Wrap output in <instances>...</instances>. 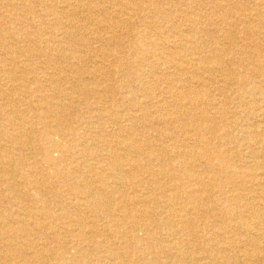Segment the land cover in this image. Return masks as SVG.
<instances>
[{
	"label": "bare ground",
	"instance_id": "6f19581e",
	"mask_svg": "<svg viewBox=\"0 0 264 264\" xmlns=\"http://www.w3.org/2000/svg\"><path fill=\"white\" fill-rule=\"evenodd\" d=\"M94 1L100 0H91V3ZM144 1L151 4L152 0ZM245 1L244 3L236 2L233 5L242 11L239 20H243V24H245L244 34L247 37V49L242 53V57H244L243 61H246L247 58V61L255 59L259 62L256 68L252 69L253 76L248 74L247 77L234 78L236 72L234 73L229 69V60L224 58V52L217 44L208 53L203 52V43L209 45L216 41V38H211L212 41L208 44L207 41H203L204 36L209 33L192 31L194 34H191V36H184L182 38L174 36L168 37V39L174 42L175 50L178 51L179 57L176 59L170 54L165 56V61L161 65L167 66L166 71L159 73L153 70L155 69L154 66H149V74L151 77L162 75V77L169 81L170 86L167 92L171 95L170 97L173 99V102L170 104L165 100H159L158 104L161 106V109L166 110L169 108L168 110L175 111V114L171 111L173 114L171 117L164 118L163 116H158L150 118L149 114L145 112L142 114L145 110L144 107L137 105L130 98L128 101L131 109L137 108V111L141 112L140 117L137 118L139 123H136V125H141L142 129L146 130L145 134L147 136L143 137L145 139L134 137L132 129L118 126V122L124 119V116H120V114L115 119H111L113 116L107 118L109 120L111 119V123L115 127L111 130L105 127V116L94 117L99 125L98 131H96L97 135L94 136H91L87 131L90 127L89 120L82 122L77 127L75 126L76 128L71 127L69 120L73 118L74 115L72 114L75 113L74 109H76V104L72 102L74 94L78 92L84 95L85 98H88L90 95H95L96 98L94 101H100L101 99L98 98L99 95L97 92L86 86L87 81L83 77H79L76 80L74 87H61L64 82L62 79L65 77L61 76L63 72L58 71H55L50 76L48 83L54 87L53 91L60 95L61 100L56 97L55 99H57L56 101L59 100L58 102L50 100L51 97L47 94L44 84L37 89L40 90L38 92L44 95H42L43 97L41 96L43 99L40 101L42 105H37L39 108H36L33 119L39 122L38 125L41 131H39L37 137L32 136L26 131V121L24 123L20 122L21 124L19 125L17 120L10 117L14 111L17 112V106L13 107L11 104H5V99L7 100L8 97L6 95L9 92L15 93L20 91L21 88L14 85L11 88L4 89L1 85L0 97L3 104L0 103V116L2 118L7 117L5 120L10 124L13 134L8 135L6 138L0 137V264H161L159 258L163 256L168 260L166 264H216L213 256L220 254L221 257L219 256V258L224 259L226 264H239V261L235 260L236 256L232 254L228 246L221 248L217 245L215 249H210L205 244L203 245L205 247L204 249L198 246L201 252L205 253L206 256L204 258L193 257L187 254L185 252L186 250L184 251L182 249V245L185 243L193 245L194 247L197 246L196 243L198 244L199 237L196 235L194 229L195 220L199 217L207 219L208 214L212 210H215V212L226 210L228 215H230L232 220L231 230L237 232V235L240 237L238 239L239 243L247 246L244 254L247 264H264V198L261 195H258L254 199L252 198L253 200L250 203L249 201L248 203H242L245 208L244 212L238 211V207L245 200V196L239 194L231 195L230 192L229 194L231 196L225 195L224 188L227 187L224 186L230 184L236 189L235 191H239L237 189L243 184V181L237 172L231 169L230 163L225 160V153L217 150L216 146V141L219 139L232 143L230 141L231 133L229 131L232 128L235 129V126H239V122L243 119L239 113L232 112L230 108V104L233 102L232 99L235 96V92L230 91V81L237 79L234 81V84L242 87L241 91L243 94H245L246 90V88H243L246 86L255 95H260L264 91L262 84L255 81L257 77H264V55L262 54L264 52V31H261L257 25L251 23L258 20L257 22L259 24L260 20L264 19V0H257L251 9L245 8L246 4H249L251 0ZM133 2L134 0H130L129 3L132 4ZM162 2L164 3V1ZM23 5L26 6L24 3ZM169 5L171 4L169 3ZM133 7L130 6L127 8L126 12H120L122 19L120 18L121 20L119 22L122 25L133 27V18L139 13V8ZM108 8L110 9V7ZM159 8L161 9V7ZM35 10L37 9L35 8ZM229 10H231L230 6L222 8L224 12L221 14V25L223 27H231L234 25L233 21H230ZM86 11L91 12L92 8L89 7ZM74 15L76 14L74 13ZM89 16L87 15L84 20H91L92 22V18H89ZM70 17L72 16L70 15ZM37 22L38 20H36ZM261 22L264 23V20ZM170 23L168 21L163 25L170 26ZM96 25L97 28L99 26L101 29L109 27L102 22ZM223 27L221 28L222 31H224ZM227 35L230 40H233L231 30L227 32ZM3 37V34H0V38L3 39ZM95 40L96 43L102 42L98 37ZM56 47L60 57L65 62H68L70 67H73L72 65L75 64L71 63L73 60H76L77 63L82 62L81 58H79L80 56L75 51L70 50L65 44L60 43ZM99 52H102L101 54L104 57L105 53L103 49L99 50ZM7 55L9 54L7 53ZM156 59L161 63L164 58L158 57ZM243 61L241 63L245 67L246 63H243ZM22 62L25 61L23 60ZM101 68L103 69V66ZM18 72L14 73L13 71V74L11 72L9 74L5 73L8 76V81L14 82L20 79ZM189 72H191V78L186 76ZM140 74L143 77V74ZM213 75L219 77L222 81L221 88L213 87L211 80ZM90 77L92 78L89 82H92V84L98 83L100 80V78ZM192 81H196L202 87L201 91L192 85H188ZM103 85H106V83H103ZM243 94L241 93V96ZM64 101H68L66 102L68 104L66 105ZM184 101L187 102L184 103ZM34 102L36 101L34 100ZM84 106L82 105V107ZM205 106L208 108L211 107L215 111L216 116L211 117V115H208ZM54 107L57 111H53ZM259 111L261 110L259 109ZM195 112L197 113L195 114ZM262 113L264 118L263 110ZM30 118L32 120V117ZM74 118L83 120V117L79 113H76ZM231 119L237 120L234 122V126L233 122H229ZM124 120V122L133 121L132 119ZM154 123L164 126L168 130L163 132L162 135L158 133V135L160 134L159 139L163 140L162 138H164L167 140L168 147L158 145V141L153 137L154 134L151 131L154 130ZM218 123L222 124L228 130L229 134L226 132L223 136L219 135ZM175 125L177 127L174 128ZM116 126L118 127L116 128ZM248 129L243 130L242 141L250 149L249 154L253 155L255 154L254 152L252 153V144L255 142L254 136H259L262 139L261 143H264V129L258 135L254 136ZM68 140L69 144L65 145L64 141L68 142ZM91 140L94 141L93 146L89 143ZM121 149L127 151L129 156L132 157L130 163L122 160L124 156L121 154L122 152L120 153ZM31 150L33 154H37L36 156H38L39 162H27L25 156ZM4 152H6V155L3 154ZM199 157L208 161V166L212 170L210 173L211 176L204 178L205 183L210 185L209 188L218 179L215 176L214 170L216 166L213 163L214 159H217L216 161L219 163V168L216 171L219 174L218 177L229 174V178L226 179L227 182L220 179L222 197L213 206L212 210L206 211L207 213L201 211L195 205L194 201L192 203V199H195V193L186 191L187 188L182 183L184 179L177 175L172 164L175 162L177 165L176 168L182 173L181 175L185 176V180H191L197 183L201 178V175L199 176L197 172L200 170H198L196 164V160ZM246 166L247 168L248 166L253 167L252 162H249ZM251 170L253 172L251 175L252 186L256 181L257 183L255 182L254 186L264 190V170L259 175H257V170L252 168ZM144 173L148 174V177L145 179L142 177ZM257 177L262 178L258 179ZM112 180H114L113 184L110 183ZM146 181L151 182L152 189H148L149 187L145 184ZM204 192L205 190L202 189L199 193ZM155 194L158 195L156 199L153 198V196H156ZM185 195L188 196L186 200L183 197ZM64 196H70V200L66 202L67 199ZM231 198L232 200H230ZM5 199L11 200L13 205H5ZM206 200L208 201L209 198ZM189 201L193 204L191 205V207L193 206L192 212L185 208V204H190L188 203ZM230 201H234L235 204H230ZM14 204L18 206L17 210L14 209ZM159 204L164 209L160 211L153 210L155 206L160 209ZM193 211L196 213L194 217ZM77 213L84 218H77ZM172 225L177 226V228L173 230ZM33 226L38 229L39 237L46 236L55 241L53 243H56L57 246L53 250L58 253L57 259L50 260V258H53V255L51 254L52 248L49 245L41 246L37 240L36 243L39 244L37 247L34 246V239L38 238V235L32 234L31 229H33ZM206 227L208 228L209 225ZM88 229L90 230L89 232ZM159 230L167 232V234L165 233L167 235L166 237H168V240L165 242L167 244L166 250L158 247L159 234L157 231ZM141 231H144L146 234V239L138 235ZM211 233L215 239L224 240L225 245L227 244V239H230V237H227L228 235L226 236L224 234L222 227L217 228V226H213ZM183 240L186 242L183 243ZM69 243L74 245V248L80 254L79 256L77 254L76 256L69 255L67 248L70 246L66 248ZM148 244L150 246H147ZM154 245L158 249V252H146V249H151Z\"/></svg>",
	"mask_w": 264,
	"mask_h": 264
},
{
	"label": "rangeland",
	"instance_id": "374dc122",
	"mask_svg": "<svg viewBox=\"0 0 264 264\" xmlns=\"http://www.w3.org/2000/svg\"><path fill=\"white\" fill-rule=\"evenodd\" d=\"M1 1L2 0H0V3H1L0 4V34H3L4 37L3 39L0 38V87L2 85L4 89L5 88L7 89L15 85L21 88L20 91H17L15 93L9 92L8 95H6L8 97H7V100L5 99V104H11L13 107L19 106L18 108L16 107L17 112L14 111V113L11 114L10 117L14 120H17L19 125L22 122L24 123L26 121V125H27L26 131H28L30 135L35 136V137H37V135L39 134V131L41 130L39 129L40 127L38 125L39 122L33 119V114H35L36 108H39L38 106L42 105L41 104L42 102L40 101L43 100L42 95H44L38 92L40 90H37V89L41 85L44 84L47 94L49 95V97H51L50 100L56 101L57 99L60 98V95L56 94L53 91L54 87L50 86V84L48 83L50 76H52L55 71L63 72L61 76L65 77L64 79H62L64 82H63V85H61V87L63 88L74 87L76 80L79 77H83L84 80L87 81L86 86L89 89H92L95 92H97V94L99 95L98 98L101 99L100 101L99 100L94 101L96 98L95 95H90L88 98H85L84 95L78 92L74 94L76 97L73 95L72 102L76 104L75 106L77 110L74 109L75 113H73L72 115L75 116L76 113H79L83 117V120L80 118H74V116L73 118L71 117L72 119L69 120V125L71 127H75V126L77 127L78 125H81L82 122L89 120L90 127L87 129V131L91 134V136H94V135H97L96 131H98V126H99L95 118L105 116L106 117L104 118V121H106L105 127L108 130H111L115 128L113 124L111 123V119L118 118V114H120V116H124V119L126 120L132 119L133 121L124 122L125 120L122 119V121L118 122V126H122L126 129L127 128L132 129L133 130L132 132H134V135H133L134 137H137L139 139H145L143 137L147 136L145 134L146 130H143L141 125H136V123H139L137 118L140 117L141 112L137 111L138 110L137 108L131 109V106L129 105L128 101L130 98V100L131 99L134 100V102L137 105L144 107L145 110L142 112V114L145 112L150 115L149 116L150 118H154L158 116L160 117L163 116L164 118L165 117L168 118V117L173 116L172 112L174 113L175 111L168 110L169 108L166 110H163L161 109V106L158 104L159 100H165L169 102L170 104L173 102V99L170 97L171 95L168 94L167 92V89L170 86L169 81L166 80L164 77H162V75H158L157 77H151L149 74V69H150L149 66H152V67L154 66L155 69L153 70H156L159 73L166 71L167 66L161 65L165 61V56H168L170 54V55H173V57L176 59L179 57L178 51L175 50L174 42L168 39V37L174 36V37L182 38L184 36L185 37L189 35L191 36V34L193 35L195 31L196 32L204 31L205 33H209L206 36H204L203 41H207V44L212 41L211 38H216V41H214L212 44H209V45H206L203 43L202 51L208 53L210 49L215 47L217 44V46L223 50L224 58L226 60H229L228 61L229 69L234 73L236 72V74H234V78L247 77L248 74H250V76L251 75L253 76L252 69L256 68V65L259 64V62H257L255 59L247 61V58H246V61H243L244 57H242L243 56L242 53H244L245 49H247L246 47L247 37L244 34L245 24H243V20H239L240 18L239 16L242 15V11L235 8L233 4L236 2L244 3L246 2L245 0H188V1L187 0H171V1L158 0V2L157 0H152L151 4H148L144 0H134V2L132 3L133 5L129 3L130 0H102V1L100 0V1H94L92 3H91V0H58V1L56 0H30V1L27 0L26 1L25 0V2L24 0H3L2 1L3 3ZM162 1H164V3ZM256 1L257 0H251L249 1L250 2L249 4L245 3L246 4L245 8L251 9L253 5L256 3ZM23 3L26 4V6L23 5ZM79 3L80 4L82 3V4L80 5ZM169 3L171 5H169ZM130 6L131 7L134 6L133 8H137V9L139 8L138 15L134 17L135 20L133 18V27L122 25L119 22V20L122 19L120 17L121 15L120 12H126V9L129 8ZM227 6L231 7V10L228 11L229 16L231 17L230 21H233V24H234L231 27L229 26L223 27V25H221L222 23L221 14L224 12L222 11V8H225ZM89 7L92 8L91 12L86 11L89 9ZM108 7H110V9ZM147 7L148 8L150 7V8L148 9ZM159 7H161V9ZM35 8L37 10H35ZM74 13L76 15H74ZM69 14L72 17H70ZM87 15H90L89 18H92V22L91 20H87V21L84 20V18ZM12 19L14 20V22ZM22 19H24L23 22H22ZM35 19L38 20L37 23ZM188 20H191V21H188ZM263 20H260L259 24L257 22L258 20H256V22H251V23H253V25H257V27L261 31H264V23L261 22ZM28 21L30 24L27 23ZM168 21L171 22L170 26L163 25L167 23ZM99 22H102L103 24H106L109 27L106 29L104 28L101 29L98 26L97 28L96 24H98ZM114 22L115 23L117 22L116 26ZM221 26L224 28L223 29L224 31L221 30L222 28ZM230 30L232 31L233 40H230L227 35V32H230ZM67 32L68 34L66 35ZM68 37L71 39V41ZM96 37L100 38L102 42L96 43V40H95ZM60 43L65 44V46H67L70 50L75 51L77 55L80 56L79 58H81L82 64L77 63L76 60H73L71 61V63H75L76 65L74 64L72 65L73 67H70L68 62H65L60 57L59 53L57 52L56 46H58V44ZM99 46H101V48L98 49ZM102 49H103V52L105 53L104 57L101 54L102 52H99V50H102ZM7 53L9 55H7ZM262 54L264 55V52ZM155 57L156 58L160 57L164 59L162 60L161 63H159ZM22 59L25 62H22L23 61ZM242 61L243 63L244 62L246 63L245 67L241 63ZM102 66H103V69L101 68ZM247 67H248V71H247ZM33 69H35L34 70L35 72L33 71ZM13 71L14 73L19 71L18 74L20 76V79L14 82H10L8 81L7 74H9L10 72L13 74ZM77 71H78V74H77ZM140 73L143 74V77L141 76ZM90 76H93V78H100L99 82L92 84V82H89L91 81V78H92ZM186 76L188 78H191L192 77L191 72L187 73ZM211 80L213 82L212 84L213 87L221 88L222 81L219 79V77L217 76L215 77V75H213ZM235 80L237 79L230 81V91L235 92V96L232 99L233 102L230 104V108L232 112L239 113L241 118H243L241 120L244 122L242 121L239 122L240 123L239 126L237 127L235 126V129L232 128L229 131L231 133L230 141L232 143L224 142L223 140L219 139L216 141V146H217V150L225 153V160L230 163L229 165L231 169L236 171L240 179H242L243 181V184L240 185L237 189L239 191H235L236 189H234L232 185L226 184L224 187H227V188L223 187L224 194L225 195L227 194L229 196L236 195V194L244 195L245 200L247 202L243 200L241 202V206L238 207V211L244 212L245 208L243 207L244 204L242 203H248V201L250 203L254 198L258 197V195H261L264 198V190H262L259 187L254 186L256 181L253 183L254 184L253 186L251 183V177H252L251 175L253 173L251 168L257 170L258 173L255 171L257 175L262 174L264 170V143H261L262 139L259 136H254V135H258V133L264 129V118L262 116L263 114L262 110L264 111V106H263L264 105L263 103L264 102V91H262L260 95H255L254 93H252L249 87L246 86L243 88V89L246 88L245 94H243V92L241 91L242 87L240 86L238 87L237 85L234 84ZM255 81L257 83L262 84V87H263L262 89H264V77H257ZM103 83L104 84L106 83V85H103ZM188 85H192L197 90L201 91L202 87H200L196 81H192ZM241 93L243 94L242 96H241ZM239 96H241V98H239ZM55 97L57 99H55ZM34 100L36 102H34ZM59 100H61V98ZM64 102L66 103L68 101H64ZM139 102H141L140 103L141 105L139 104ZM185 102L187 101H184V103ZM0 103L3 104L1 97H0ZM67 104L68 103H66V105ZM82 105L83 106L85 105V106L82 107ZM55 109L56 108L54 107L53 111ZM259 109L261 111H259ZM205 110L208 113V115H211V117L216 116L215 111L211 107L208 108L205 106ZM196 113L197 112H195V114ZM110 116H113V117H111L110 120L107 119ZM30 117H32V120ZM5 119H7V117L0 118V122H1L0 123V129H1L0 137L1 138H6L8 135L13 134V130L10 124ZM236 121H237L236 119L235 120L231 119L229 122H233V126H234L235 124L234 122ZM118 126H116V128ZM175 127H177V125H175L174 128ZM218 127H219L218 128L219 135L223 136L226 134V132L229 134L228 130L224 128L222 124L218 123ZM246 129H248V131H250L251 134L254 136L255 142L252 144V148H253L252 153L254 152L255 154H259V155L255 156V154L253 155L249 154L250 149H248V147H246L245 145L246 143L242 141V133H243V130H246ZM166 131L168 130H166L164 126H160L154 123V130L151 132H153L154 134L153 137L158 141L159 143L158 145L168 147L167 146L168 142L166 139L164 138H162L163 140L159 139V135L160 134L162 135V133ZM158 133L160 134L158 135ZM89 143L90 145L93 146L94 141L91 140ZM64 144L68 145L69 140L68 142L64 141ZM120 153L124 156L122 159L124 162L126 163L131 162L132 157L129 156L127 151H124L123 149H121ZM3 154L6 155V152H4ZM36 155L37 154H33L32 150L26 153L25 157L27 158V162H31V163L39 162L38 160L39 158ZM252 156H254L253 158L255 159H253ZM216 160L217 159H214L213 163L216 166L214 171H215V176L218 179L217 181L214 182L215 184L211 186L210 188H209L210 185H207L205 183L204 178L211 176L210 173L212 170L208 166V161H205L204 158L199 157L198 160H196L198 170H200L197 172L199 176L201 175V178H200L201 181L199 180L200 183L199 182L196 183L191 180H188V181L185 180L186 179L184 178L185 176L181 175L182 173L179 171L178 168H176L177 165L175 164V162L172 163L175 168L174 171L177 173V175L180 176V178L184 179L182 183L184 184V187L187 188L186 191L195 193V199H192V203L194 201L195 205H197L201 209V211H204L205 213H207L206 211L212 210L213 206L217 204L220 198L222 197V194L220 191L221 180L227 182L226 179L229 178V174L222 175L224 179H222L223 177L221 176L218 177L219 174H217L216 171L219 168L218 166L219 163ZM249 162H252L253 167L248 166L247 168L246 165ZM256 163L257 164L259 163V164L257 165ZM142 177H144L145 179L148 177V174L144 173ZM257 178L259 179L262 177H257ZM113 181L114 180H112L110 183L113 184ZM145 184L147 187H149L148 189H152L151 182L146 181ZM202 189H204L205 192L201 193L202 194L201 195L199 192ZM229 192L231 195L229 194ZM156 197H158V195L153 196V198L155 199ZM183 197H184V200H186L188 196L185 195ZM64 198L67 199L66 202L70 200V196H64ZM205 198L206 199L209 198V200L207 201ZM230 200H232V198ZM4 203L5 205L7 204L9 206L13 205V202L7 199L4 200ZM188 203H190V201ZM229 203L235 204L234 201H230ZM191 205L193 204L191 203L185 204V208L191 211L193 207V206L191 207ZM159 207L160 209L156 208L155 206L153 210L160 211L164 209L162 205L160 204H159ZM14 209L16 210L18 209V206H15V204H14ZM225 211L215 212V210L214 211L212 210L210 213L211 215L208 214L207 219H203L202 217L196 218L194 229L196 231V235L199 237L197 241L198 244L196 243L197 246L194 247L193 245L186 244L185 243L186 241L183 240L182 242L185 244L182 245V249L184 251L186 250L185 252L189 255H192L193 257L204 258L206 256L205 253H202L201 250L198 248V246L201 249L205 248L203 246L204 244L210 249L211 248L215 249L217 245L220 246L221 248H223L224 246H228L230 248V251H232V254L236 256L235 260L239 261L238 262L239 264H242V263L247 264L244 258V254H245V251L247 250V246L239 243L238 239H240V237L237 235V232H233L231 230L232 220L230 218V215H228L227 211L226 212ZM19 212H21V210H19ZM194 212L195 211H193V217L196 214ZM82 217H83L82 215L77 213V218H82ZM225 223L226 224L228 223V224L226 225ZM208 225L209 227L207 228L206 226ZM172 226H173L172 227L173 230L177 228V226L175 225H172ZM213 226L215 227L217 226V228L222 227V230H224V234L226 236L228 235L227 237H230L229 240L227 239L226 245L224 244V240L221 241V240H218L212 237L211 229ZM32 228H33L31 229L32 234L38 235V238L34 239L35 241L34 246L37 247L39 243H40L39 245L41 246L49 245L50 248H52V251L51 249L50 251H51V254L53 255V258H50V260L52 261L54 259H57L58 253L53 250V248L57 246L56 243H53L55 241H53L50 237H46V236L39 237L38 229H36L34 226ZM89 231L90 230L88 229V232ZM157 233L159 234L158 247L164 248V250H166L167 244L165 242L168 240V237H166L167 232H165L164 230H159L157 231ZM138 235L140 237H143V239L147 238L144 231L139 232ZM36 241L39 243L37 244ZM149 244L153 245L151 243ZM149 244L147 246H150ZM154 247H152L151 249H146V252H150V253L158 252V249L156 248L155 245ZM66 248L69 250L68 252L70 256H76V254L78 256L80 255L77 252V249L74 248L73 244L69 243L68 246H66ZM117 248L120 249L119 247ZM220 255L213 256V258L216 260V264H226L224 259L219 258ZM159 260L161 261V264H166L168 261L166 260L165 256L159 258ZM212 261L214 262V260Z\"/></svg>",
	"mask_w": 264,
	"mask_h": 264
}]
</instances>
